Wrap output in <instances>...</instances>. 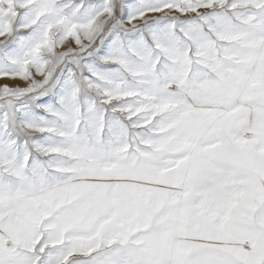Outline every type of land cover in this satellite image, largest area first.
Instances as JSON below:
<instances>
[{
	"label": "snow or ice",
	"instance_id": "obj_1",
	"mask_svg": "<svg viewBox=\"0 0 264 264\" xmlns=\"http://www.w3.org/2000/svg\"><path fill=\"white\" fill-rule=\"evenodd\" d=\"M0 264H264V0H0Z\"/></svg>",
	"mask_w": 264,
	"mask_h": 264
}]
</instances>
